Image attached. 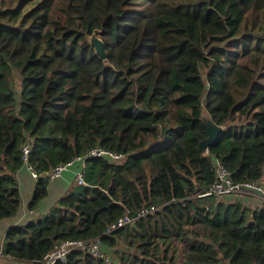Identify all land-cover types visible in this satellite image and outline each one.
<instances>
[{"label": "trees", "instance_id": "obj_1", "mask_svg": "<svg viewBox=\"0 0 264 264\" xmlns=\"http://www.w3.org/2000/svg\"><path fill=\"white\" fill-rule=\"evenodd\" d=\"M259 80L264 0H11L0 9V221L21 205L22 144L39 173L30 210L56 165L97 145L125 157L87 158L86 184L8 227L0 264H40L63 240L94 238L131 249L119 264H264V205L198 197L215 158L233 181L264 183ZM203 114L222 130L201 151ZM150 205L162 207L104 233ZM66 264L105 263L76 250Z\"/></svg>", "mask_w": 264, "mask_h": 264}, {"label": "built area", "instance_id": "obj_2", "mask_svg": "<svg viewBox=\"0 0 264 264\" xmlns=\"http://www.w3.org/2000/svg\"><path fill=\"white\" fill-rule=\"evenodd\" d=\"M30 152V144L28 142L21 146V159L23 165L26 166L31 176L35 179L39 177V173L28 162ZM90 157L107 158L109 160H121L125 157L124 154L115 150H111L100 145L90 148L85 155L76 156L68 162L58 164L53 167L48 175L49 179L58 178L61 176L64 170H67L75 162L78 164V168L75 171V181L79 185L86 184L84 178V170L86 166V159ZM215 176L211 185L200 196H212L216 198V202H219L221 197L233 195V194H248L257 196L261 204L264 205V183L260 180H246L241 182L233 181L230 172L224 167L222 161L218 158L214 159ZM215 202V203H216ZM160 206L150 205L138 210L134 215L124 213L117 218L114 222L107 225L105 234H110L118 228L125 226H132L140 218L145 217L156 210L160 209ZM83 251L95 258L102 260L105 264H112V258L109 255L107 247L101 242L100 238H94L91 240L82 239H66L57 244L51 251L46 253L41 260L40 264H66L67 256L72 251ZM225 264H232L225 262Z\"/></svg>", "mask_w": 264, "mask_h": 264}, {"label": "crops", "instance_id": "obj_3", "mask_svg": "<svg viewBox=\"0 0 264 264\" xmlns=\"http://www.w3.org/2000/svg\"><path fill=\"white\" fill-rule=\"evenodd\" d=\"M77 168L78 164L75 162L67 170H64L60 177L49 179L47 196L34 209L30 210L28 208L29 202H27L26 199L28 196L33 194L36 179L31 176L26 166L22 165V167L16 173V178L20 189L21 205L14 216L0 221L1 257H3L1 253L3 244L2 242L8 227L12 225H24L31 220L39 218L55 205L59 197L76 188L75 171ZM219 201L226 203L241 202L250 211L257 208L258 206H262L261 201L257 196L248 194H233L221 197Z\"/></svg>", "mask_w": 264, "mask_h": 264}, {"label": "water", "instance_id": "obj_4", "mask_svg": "<svg viewBox=\"0 0 264 264\" xmlns=\"http://www.w3.org/2000/svg\"><path fill=\"white\" fill-rule=\"evenodd\" d=\"M91 44L96 48L97 53L102 59L106 58V54L103 49L102 41L97 37V31L95 30L90 36ZM201 121L207 131V137L199 143V149L201 151L205 150L209 145H211L217 138L222 127L217 125L207 114L201 116Z\"/></svg>", "mask_w": 264, "mask_h": 264}, {"label": "rangeland", "instance_id": "obj_5", "mask_svg": "<svg viewBox=\"0 0 264 264\" xmlns=\"http://www.w3.org/2000/svg\"><path fill=\"white\" fill-rule=\"evenodd\" d=\"M11 0H4V3L1 2L0 0V9L4 6L7 5ZM260 83H264V81L259 80ZM32 198V195L28 196L26 199L27 202H29ZM109 251V255L112 258V264H119V253L120 252H129L130 250L122 244H117L116 247L113 248H107ZM1 255V254H0ZM1 257V256H0ZM3 259L0 258V262H2Z\"/></svg>", "mask_w": 264, "mask_h": 264}]
</instances>
